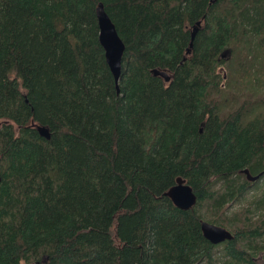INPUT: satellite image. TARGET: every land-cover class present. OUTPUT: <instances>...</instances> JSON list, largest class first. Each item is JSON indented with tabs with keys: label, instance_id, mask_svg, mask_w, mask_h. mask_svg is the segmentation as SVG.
Returning a JSON list of instances; mask_svg holds the SVG:
<instances>
[{
	"label": "trees",
	"instance_id": "trees-1",
	"mask_svg": "<svg viewBox=\"0 0 264 264\" xmlns=\"http://www.w3.org/2000/svg\"><path fill=\"white\" fill-rule=\"evenodd\" d=\"M263 139L264 0H0V264H264Z\"/></svg>",
	"mask_w": 264,
	"mask_h": 264
},
{
	"label": "water",
	"instance_id": "water-1",
	"mask_svg": "<svg viewBox=\"0 0 264 264\" xmlns=\"http://www.w3.org/2000/svg\"><path fill=\"white\" fill-rule=\"evenodd\" d=\"M95 15L98 27V41L103 50L105 63L107 64L112 74L113 80L116 83L120 73L121 54L124 44L116 32L114 24L104 11L101 2H98L95 7ZM197 24H199V20H196L195 24L192 25L188 47L191 45V39L194 35V32L196 31ZM185 51L188 52L189 48H186ZM150 71L154 75L161 76L164 81H167L169 78L166 70L151 68ZM115 86L117 89V85ZM36 130L39 135L45 138L49 137V131L44 125H36ZM243 172L246 174L249 180H255L260 176V173L255 175L250 174L247 168H244ZM163 193L176 207L180 209L189 208L195 203L196 200V195L192 187L187 182H185L184 178L179 175L174 178V183L171 184ZM200 230L203 237L214 244L232 237L231 232L225 227L206 220L200 221Z\"/></svg>",
	"mask_w": 264,
	"mask_h": 264
},
{
	"label": "rangeland",
	"instance_id": "rangeland-1",
	"mask_svg": "<svg viewBox=\"0 0 264 264\" xmlns=\"http://www.w3.org/2000/svg\"><path fill=\"white\" fill-rule=\"evenodd\" d=\"M258 184H261V186L264 187V183H263V182L259 181ZM253 191H254V190H251V191L249 192V195L252 194ZM257 191H258V189H257ZM241 203H243V201L240 202V203H233V204H232V207L230 208V210L232 211V209L237 208ZM243 204L246 205L245 202H244ZM256 215H257V214H255L254 217H257L259 214H258L257 216H256ZM20 264H28V263L21 262Z\"/></svg>",
	"mask_w": 264,
	"mask_h": 264
}]
</instances>
